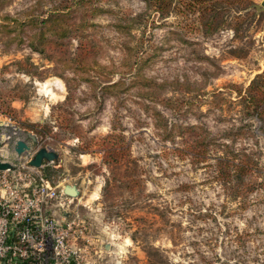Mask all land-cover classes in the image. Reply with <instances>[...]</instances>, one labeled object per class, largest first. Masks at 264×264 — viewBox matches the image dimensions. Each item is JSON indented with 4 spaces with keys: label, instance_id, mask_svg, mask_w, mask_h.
Wrapping results in <instances>:
<instances>
[{
    "label": "rangeland",
    "instance_id": "374dc122",
    "mask_svg": "<svg viewBox=\"0 0 264 264\" xmlns=\"http://www.w3.org/2000/svg\"><path fill=\"white\" fill-rule=\"evenodd\" d=\"M70 1L0 0V15L22 21L30 8L45 15ZM251 1L213 34L186 31L175 16L147 20L142 55L152 58L143 74L162 83L158 95L170 104L143 98L137 88L103 92L101 75L91 84L79 76L85 72L68 66L78 41L92 39L93 57L125 72L128 83L118 50L127 36L114 25L140 13L141 0H93L105 11L61 44H48L45 53L28 42L34 28L10 24L12 30L0 31V161L17 167L41 147L58 153L37 168L59 189L70 184L79 190L54 213L85 225L84 264H264V120L243 115L233 102L264 70V5ZM77 6L68 21L80 20L84 6ZM142 29L133 31L136 37ZM173 124L207 130L211 158L173 151L183 137L164 138ZM17 139L30 150L16 154ZM108 147L116 151L105 152ZM226 149L251 154L260 168L251 177L257 183L235 196L213 168L212 157Z\"/></svg>",
    "mask_w": 264,
    "mask_h": 264
},
{
    "label": "trees",
    "instance_id": "16d2710c",
    "mask_svg": "<svg viewBox=\"0 0 264 264\" xmlns=\"http://www.w3.org/2000/svg\"><path fill=\"white\" fill-rule=\"evenodd\" d=\"M144 9L140 13L129 15L127 25L115 23V30L127 36V39H122L118 43V50L121 54V65L127 66L128 75L130 76L128 83L125 82V72L116 71L114 68L103 64L93 57L96 53L95 43L88 38L83 37L77 43V50L67 57L69 67L73 72L81 70L85 72L81 76L82 80L94 83L95 76L101 75L105 81L101 85V90L107 93L126 92L131 88H137V94L143 98L157 102H174L170 98L160 97L158 90L162 87V83H157L152 78L146 77L143 74V69L151 61V55L145 52L142 47V35L147 26V20L155 22L164 20L169 16L179 18L181 27L186 28V31H200L203 30L206 34H213L219 29H224L229 25L227 19L239 16V10L245 9L252 4L251 0H141ZM70 4L60 5L48 11L45 15L31 13V8L25 14L22 21L16 17H11L8 14L0 15L4 22L0 23V31L12 30L9 25L15 24V27L28 26L34 28L30 34L26 35L31 48L45 53L48 44L49 49L53 44H61L60 40L72 37L76 30L85 29L89 25L88 17L105 11L102 7L94 5L93 0H72ZM82 7L80 20L75 22L68 21V14L72 12L73 8ZM84 9V10H83ZM121 12V11H120ZM118 15V14H116ZM124 16V13H121ZM156 18V19H155ZM129 20V22H128ZM93 25L94 23H90ZM154 24V23H151ZM143 25L142 33L136 37L134 30H139ZM49 35L51 37H49ZM82 38V37H81ZM139 38H141L139 40ZM18 40L23 41V38L18 35ZM59 41V43H58ZM183 43L189 45L198 44V41L183 39ZM98 48V46H97ZM75 64L72 66L71 64ZM92 71L96 72L92 74ZM118 72L120 78L113 80L111 74ZM99 74V75H98ZM66 85V79H63ZM182 101L177 100L176 103ZM234 104L240 106L242 113L245 116H254L258 121L264 120V70L255 75L244 90L237 91V99ZM177 131H172L174 128ZM195 130H199L196 133ZM206 131L200 125H171L167 130L164 138L173 139L175 135L183 136L181 145H174L172 150L177 151L180 156H186L197 161H206L210 159L209 151L210 145L214 144L212 139H208ZM226 148L227 145L224 144ZM107 151H116V147H108ZM85 152V151H83ZM214 163L213 168L216 178L220 184L227 188L228 185L234 188V196L238 195L242 190L257 183L251 181V177L260 173V168L251 154L241 151H229L226 149L225 153L216 154L212 157ZM113 162H118L117 159H111ZM246 180V181H245ZM250 181V182H248ZM236 186V187H235ZM247 190V189H246Z\"/></svg>",
    "mask_w": 264,
    "mask_h": 264
},
{
    "label": "built area",
    "instance_id": "2783aa9c",
    "mask_svg": "<svg viewBox=\"0 0 264 264\" xmlns=\"http://www.w3.org/2000/svg\"><path fill=\"white\" fill-rule=\"evenodd\" d=\"M66 199L29 163L0 170V264H84L85 225L54 213Z\"/></svg>",
    "mask_w": 264,
    "mask_h": 264
},
{
    "label": "water",
    "instance_id": "95a60500",
    "mask_svg": "<svg viewBox=\"0 0 264 264\" xmlns=\"http://www.w3.org/2000/svg\"><path fill=\"white\" fill-rule=\"evenodd\" d=\"M262 5H264V1H262ZM13 150L16 154H21L30 150V146L23 139H17ZM58 159V153L55 150L49 149L47 147L39 148L34 155L30 158L29 164L34 167H39L43 164L44 161H54ZM7 168H11V164L7 161H0V170H4ZM63 192L69 196H77L79 194V190L75 185L65 184L63 186Z\"/></svg>",
    "mask_w": 264,
    "mask_h": 264
},
{
    "label": "crops",
    "instance_id": "0c3cea01",
    "mask_svg": "<svg viewBox=\"0 0 264 264\" xmlns=\"http://www.w3.org/2000/svg\"><path fill=\"white\" fill-rule=\"evenodd\" d=\"M262 1V0H261ZM264 1V0H263Z\"/></svg>",
    "mask_w": 264,
    "mask_h": 264
}]
</instances>
